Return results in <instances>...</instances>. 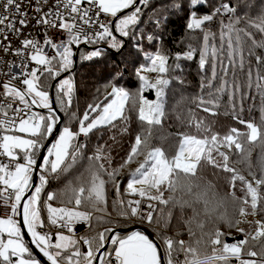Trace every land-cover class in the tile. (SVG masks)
<instances>
[{
	"label": "snow or ice",
	"instance_id": "snow-or-ice-1",
	"mask_svg": "<svg viewBox=\"0 0 264 264\" xmlns=\"http://www.w3.org/2000/svg\"><path fill=\"white\" fill-rule=\"evenodd\" d=\"M151 2L35 0L33 8V0H0V197L7 195L13 200L11 204L0 202V207L8 210L0 214V264H41L24 240L18 215L31 234V244L50 264H201L202 260L232 264L233 259L236 264H264V221L246 220L258 206L264 210V4L253 14L256 0L231 4L224 0L216 4L209 0H171L148 17L153 25L148 32L138 26ZM200 7L210 11L200 13ZM29 8L34 15L29 16ZM185 8L189 14L186 29L199 30L202 38L196 46L188 43L185 51L175 55L174 68H181L180 60L198 57L201 91L194 102L211 115H232L246 131L231 127L221 134L214 131L215 121L197 118L189 111L187 120L178 115L180 123L190 130L176 134L179 143L175 154L151 145L152 130L162 127L167 118L166 90L173 80L183 83L178 76L167 78L171 66L163 49L148 55V64L135 69L142 81L136 93L113 84L111 92L103 100L88 103L82 115L73 110V69L78 61L101 58L107 48L119 51L124 38L136 41V50H141V42L162 43L160 34L169 18L163 13L180 14ZM32 20V27L41 29L43 40L34 32L23 31ZM213 23L218 24V32L209 27ZM52 30L61 32L64 39L53 40L49 35ZM5 56L15 59L6 60ZM145 71L159 75L153 82L142 74ZM52 81H56L54 97ZM253 89L259 95L262 112L259 123L243 118L245 101L250 96L256 100ZM146 90H154L155 98L145 97ZM225 95L227 103L223 102ZM132 111L147 128L134 136L118 167L111 166V147L107 145L97 143L86 155L90 137L101 129L127 135L128 113ZM60 113L65 117L63 124ZM54 132L58 135L50 140ZM110 139L115 143L117 137ZM252 145L261 148L256 166L251 162ZM42 151L46 152L43 156ZM234 154L240 156L239 162H247L251 180L235 167L231 160ZM140 156L144 159L129 173L122 193L120 173ZM205 165L227 174L228 197L238 205L233 215L220 212L224 200L218 197L216 185L202 182L199 171ZM36 172L40 173L39 182L34 184ZM61 179H65L61 189L48 190L51 181ZM110 189L115 192L111 206L119 217H136L149 227L162 223L164 229L156 232L154 239L139 229L121 234L119 220L107 210ZM237 191L243 196H237ZM125 194L135 198L125 199ZM193 203L202 205L204 216L215 215L219 225L205 231L206 221ZM185 210L193 215L185 216ZM176 211L189 242L178 238L180 232L168 234ZM81 223L86 227L84 235L75 231ZM241 223H249L250 229L240 228ZM98 224L112 227L88 235ZM195 229L200 230L201 239H194ZM227 229H236L244 238L228 242ZM201 246L207 249L203 256Z\"/></svg>",
	"mask_w": 264,
	"mask_h": 264
},
{
	"label": "trees",
	"instance_id": "trees-1",
	"mask_svg": "<svg viewBox=\"0 0 264 264\" xmlns=\"http://www.w3.org/2000/svg\"><path fill=\"white\" fill-rule=\"evenodd\" d=\"M218 0H209L210 4H216ZM224 2L234 3L235 0H224ZM171 3V0H152L147 8L144 9V16L142 17L141 23L138 26L139 29L144 31L151 32L153 25L149 22L148 17L152 14L155 9H159L162 6ZM261 4H264V0H256V7L252 9L253 14L258 11V8ZM126 12L129 10H125ZM200 13H207L210 11L209 7H200L198 9ZM241 13L245 11L243 7L240 8ZM168 16L167 23L164 25L163 32L160 34V40L162 43L153 42H141V50H136L134 44L136 41L124 38V46L119 50H107V54L101 58H95L91 62H79L78 58L77 63L74 66L73 72L75 73V82H74V105L73 110L78 109L79 113L82 115L83 111L86 109L88 103L94 101L103 100L104 96L111 92V86L116 84L118 86L124 87L126 90H129L131 93H136L141 87L142 81H140L139 76L136 74L135 69L140 65H147L148 60L147 56L155 54L156 51L163 49L164 54L169 55L168 64L171 66L170 72L167 74V78L173 76L181 77L183 83H180L176 80H173L169 88L166 90V111L167 118L163 121L162 127H156L152 130V139L150 141L151 145L162 147L169 155L175 154V151L178 147V137L177 133L189 131L186 124H181L180 118L187 120L188 112L191 111L195 113L197 118H207L209 121H215L213 128L214 131L221 134L226 133L231 127H236L240 131H246V126L240 125L237 120L233 118L232 115H211L204 112L203 108L195 103V99L201 91V72L198 68V57L193 61L180 60L181 68L175 69L174 66L177 63L174 57L177 53H182L186 50V45L192 43L196 46L200 43L202 38V33L197 30L195 32H190L186 29V22L188 20V10L187 8L180 14L177 13H163ZM195 37L196 39L188 40L187 37ZM256 38L259 40L261 38L260 34H256ZM183 41V42H182ZM251 42L249 41V44ZM107 46V45H101ZM81 49L84 48L83 45L80 46ZM257 51H260L259 49ZM253 59V63H254ZM174 69V70H173ZM67 75V73H66ZM122 77V78H119ZM53 90L55 88L56 81H52ZM99 89V92L97 91ZM54 94V93H53ZM144 95H147L151 98L154 96V90L144 91ZM107 102V101H105ZM225 101V97L223 98ZM246 103V102H245ZM55 105V104H54ZM55 107H58L55 105ZM46 110H44L45 112ZM220 112H223V109H220ZM130 117L129 124V133L127 135H121L117 130L109 131L108 129H101L99 132H96L95 135L90 137V145L86 151V155H90L92 151V146L99 143L100 145H107L111 147V156H112V167L116 168L119 166L121 159L126 156V153L129 151L130 144L133 142V138L138 134L142 128H147L146 123H141L138 119V113L135 111L128 113ZM64 116V115H63ZM243 118L248 121L259 123L261 120V115L256 107H252L251 111L246 109V112L243 114ZM65 120V117H64ZM101 133H103L101 135ZM115 135L117 137L116 142L114 143L110 136ZM99 137V139H97ZM163 138V139H162ZM249 147V145H246ZM252 155L251 162L254 166L258 165L259 155L261 153V148L258 145H252ZM130 164H126L121 173V191L124 192L126 188V180L129 178V173L134 170L135 167L140 163L141 158ZM240 156L232 155L231 160L235 162V167L242 172L249 180L252 179V176L249 175L247 168V162H239ZM203 171V174L211 180L216 186L217 190L223 189L226 192H229V185L227 182V174L221 171L216 170L215 168L205 165L200 171L199 174ZM65 183V179L59 181H51L48 190H57L61 189ZM240 186L239 184L237 185ZM237 196H243V193L237 191ZM125 199H134L130 195L125 194ZM108 212L111 213V216L114 220H119L118 230H129L126 233H130V229L134 226H143L149 229L155 237L158 230L154 227H149L146 224H141L138 218L132 217L130 220L126 218L119 217L117 211H114L111 206V201L115 199V192L109 190L108 192ZM238 205L228 206L225 208V211L229 215H233ZM251 215L255 217L250 218ZM244 219V218H241ZM248 222L254 221H264V210H258L253 214H248L246 216ZM105 227H112L110 224H98L94 225L93 232L87 233L88 235L94 234L96 231H101ZM226 227L222 225V228ZM240 228L245 230L250 229L249 223H241ZM230 233L228 237V242L233 240L243 239L236 229H227ZM254 231L255 229H251ZM181 235L178 237L181 240L186 242L190 241L186 231L180 232ZM169 235L175 234L174 231H168ZM111 247V245L109 246ZM201 255L207 253V249L201 246L200 248ZM180 257H183L181 254ZM166 262V261H165ZM232 264H236L235 259H233Z\"/></svg>",
	"mask_w": 264,
	"mask_h": 264
},
{
	"label": "clouds",
	"instance_id": "clouds-1",
	"mask_svg": "<svg viewBox=\"0 0 264 264\" xmlns=\"http://www.w3.org/2000/svg\"><path fill=\"white\" fill-rule=\"evenodd\" d=\"M199 176L202 178V182L211 181L203 174V171H201ZM215 191L217 192L218 197H220L224 200V206L220 209V212L223 213V212H225V208L228 206H231L233 203H232L230 197H228V192L224 191L223 189L218 191L217 186H216ZM186 198L191 199V197H186ZM192 207L195 209L196 212L200 213V218L204 219L206 221L207 226H206L205 231H211L214 226L219 225L220 221L217 219V217L215 215L211 216V217L204 216V210H203V207L201 204L193 203ZM165 211H167V210H165ZM184 215L185 216H191V215H193V212L191 210H185ZM152 227L156 228L158 231H161L162 229H164V225L162 223H154L152 225ZM167 231H174V232L186 231L185 225L183 223H181V217H180L179 211L175 212L174 218L171 220V222L167 228ZM195 231H196L197 235L194 239H201L200 230L195 229ZM201 264H211V261L202 260Z\"/></svg>",
	"mask_w": 264,
	"mask_h": 264
},
{
	"label": "built area",
	"instance_id": "built-area-1",
	"mask_svg": "<svg viewBox=\"0 0 264 264\" xmlns=\"http://www.w3.org/2000/svg\"><path fill=\"white\" fill-rule=\"evenodd\" d=\"M21 7H22V9H23V8H24V5H21ZM32 7H33V8L35 7V0H33ZM45 10H47V9L45 8ZM28 12H29V16L34 15V13H33V11H32L31 8L28 9ZM34 24H35V20H32L31 23L29 24V26H28L26 29H24L23 31H24L25 33H28V32H34V33L38 36L39 39L43 40V33H42L41 29H39V28H33L32 25H34ZM49 35L52 37L53 40L64 39V35H63L61 32H57V31H55V30L50 31V32H49ZM10 39H11V37H10ZM17 43H18V41H14V44H17ZM0 55H3V53H0ZM5 59H6V60H7V59H15V57L5 56ZM0 202H2L3 204H11V203H13V200L10 199L9 196L5 195V196L0 197ZM7 211H8V210L5 209L4 207H0V214H4V213H6ZM20 217H21V216L18 215L17 218L19 219ZM0 218H3V216L0 215ZM75 231H76V233L79 234V235H84V234H86V227H85V224H84V223H81V224L77 225L76 228H75ZM180 259L182 260L183 257H180Z\"/></svg>",
	"mask_w": 264,
	"mask_h": 264
},
{
	"label": "water",
	"instance_id": "water-1",
	"mask_svg": "<svg viewBox=\"0 0 264 264\" xmlns=\"http://www.w3.org/2000/svg\"><path fill=\"white\" fill-rule=\"evenodd\" d=\"M83 46H84V45H83ZM102 47L107 48V46H102ZM107 50H111V49H110V48H107ZM53 93H54V90H53V92H52V95H53V97H54V94H53ZM54 107H55V105H54ZM60 115H61V123L63 124V122H64V116H63L62 113H60ZM59 127H60V126L58 125V128H59ZM57 135H58V133H57V132H54L53 137H51L50 140L55 139ZM46 146H50V144H49V145H46ZM45 154H46V152H44V151L41 152V156H43V155H45ZM39 174H40L39 172L34 173V175H33V183H34V184H37V183H38V181H39V180H38ZM20 221H21V226H22V229H23L24 236H25L26 240L29 242V246H30V248L33 250V252H34L35 255L37 256V258L40 259L41 262H42L43 264H50V262H48V261L46 260V258L43 257L42 253H40L39 250L35 248V245H34V244H31V240H32V239H31V237H30V234L27 232L26 227L23 225L22 218H21ZM137 229L144 231L145 234L149 235V237H150L151 239H154V235H153L152 232H151L149 229H147L146 227H143V226H134V227H132V228L130 229V231L137 230ZM118 231H119L120 233H126V232H128L129 230H118ZM105 247L108 248L109 245H106ZM162 264H165V262L162 261Z\"/></svg>",
	"mask_w": 264,
	"mask_h": 264
},
{
	"label": "rangeland",
	"instance_id": "rangeland-1",
	"mask_svg": "<svg viewBox=\"0 0 264 264\" xmlns=\"http://www.w3.org/2000/svg\"><path fill=\"white\" fill-rule=\"evenodd\" d=\"M209 27H211V29H212L213 32H218V30H219V26H218V24H216V23H213L212 25H209ZM142 74H143V75H146V76L149 78V80H150V81H153V82L157 79V77H158V75H159L157 72H150V71H145V72L142 73ZM64 75H66V73H65ZM60 78H63V76L60 77ZM58 79H59V78H58ZM205 91H207V90H205ZM251 93H252V95H256V100L253 101V100L251 99V96H250L249 99L245 101L246 103H245V111H244V113L246 112V109H247V107H248L249 105H253V104H254L253 107H256V109L259 111V114H260L261 117H262V112H261L260 107H259V95L255 93L254 89L251 90ZM143 95H144V93H143ZM144 96L147 97L149 100H152V99L155 98V97L151 98V97H149V96H147V95H144ZM224 97H225V101L227 102V101H228V96L225 95ZM224 97H223V98H224ZM34 110L44 112V110H42V109H34ZM244 113H243V114H244ZM143 159H144V158L142 157L141 160H140V162H141ZM135 168H136V167H135ZM135 168H134V169H135ZM38 182H39V181H38ZM253 217H255V215H251V216H250V218H253ZM149 238H150V237H149ZM150 239H151V238H150ZM29 247H30V246H29ZM41 264H43V263L41 262Z\"/></svg>",
	"mask_w": 264,
	"mask_h": 264
},
{
	"label": "crops",
	"instance_id": "crops-1",
	"mask_svg": "<svg viewBox=\"0 0 264 264\" xmlns=\"http://www.w3.org/2000/svg\"><path fill=\"white\" fill-rule=\"evenodd\" d=\"M22 203H23V201H22ZM21 218H22V216L19 218L20 220H21ZM26 227V226H25ZM21 228H22V226H21ZM27 229V228H26ZM22 232H23V229H22ZM131 232V231H130ZM24 234V233H23ZM30 234V233H29ZM122 234V233H121ZM129 234V233H128ZM30 237H31V234H30ZM31 239H32V237H31ZM24 240H26V238H25V236H24ZM27 241V240H26ZM110 246V245H109ZM33 251V250H32ZM34 253V252H33ZM34 255H35V253H34ZM37 257V256H36ZM165 262V261H164ZM165 264H166V262H165Z\"/></svg>",
	"mask_w": 264,
	"mask_h": 264
}]
</instances>
